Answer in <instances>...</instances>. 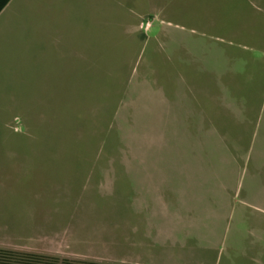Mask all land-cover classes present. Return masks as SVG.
I'll list each match as a JSON object with an SVG mask.
<instances>
[{"label":"rangeland","instance_id":"obj_1","mask_svg":"<svg viewBox=\"0 0 264 264\" xmlns=\"http://www.w3.org/2000/svg\"><path fill=\"white\" fill-rule=\"evenodd\" d=\"M0 247L264 264V0H15Z\"/></svg>","mask_w":264,"mask_h":264},{"label":"trees","instance_id":"obj_2","mask_svg":"<svg viewBox=\"0 0 264 264\" xmlns=\"http://www.w3.org/2000/svg\"><path fill=\"white\" fill-rule=\"evenodd\" d=\"M0 264H115L0 247Z\"/></svg>","mask_w":264,"mask_h":264},{"label":"crops","instance_id":"obj_3","mask_svg":"<svg viewBox=\"0 0 264 264\" xmlns=\"http://www.w3.org/2000/svg\"><path fill=\"white\" fill-rule=\"evenodd\" d=\"M15 0H0V29L4 26V20L11 12Z\"/></svg>","mask_w":264,"mask_h":264}]
</instances>
